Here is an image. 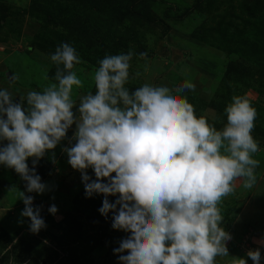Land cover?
Listing matches in <instances>:
<instances>
[{"label":"clouds","instance_id":"obj_1","mask_svg":"<svg viewBox=\"0 0 264 264\" xmlns=\"http://www.w3.org/2000/svg\"><path fill=\"white\" fill-rule=\"evenodd\" d=\"M132 58V51L106 54L94 73L95 93L79 103L74 87L83 88V82L73 69L83 61L67 42L50 56L57 66L55 82L16 101L0 89V165L24 182L20 215L29 218L32 234L47 227L42 206H34L35 197L26 193L53 190L41 182L37 165L47 150L69 139L63 151L80 172L85 198L101 195L100 215L108 220L111 213V228L128 234L113 249L118 264H216L217 257L229 256L232 239L221 226L220 205L235 192L236 180L245 189L257 182L260 161L254 155L260 146L252 135L257 109L247 95L232 96L224 109L227 123L217 130L182 95L195 91L190 80L175 93L148 83L130 91L125 85ZM47 210L58 213L54 203ZM259 243L264 246V240ZM246 255L260 264L259 249ZM233 264L247 261L234 258Z\"/></svg>","mask_w":264,"mask_h":264},{"label":"rangeland","instance_id":"obj_2","mask_svg":"<svg viewBox=\"0 0 264 264\" xmlns=\"http://www.w3.org/2000/svg\"><path fill=\"white\" fill-rule=\"evenodd\" d=\"M150 1L146 19L140 24L128 19L111 22L106 15L109 25L102 24L95 33L97 42L87 46L84 41L72 40L76 37L67 30L79 14L85 15L78 10L80 0H0V89H7L14 101L26 98L29 91H42L55 82L57 66L50 60L51 54L62 42H70L83 61L73 69L83 82V88L74 87L77 103L83 95L95 93L93 77L98 62L106 54L129 51L133 58L125 86L130 91L148 83L167 86L175 93L190 80L195 91L182 95L194 105L197 116H205L217 130L227 123L224 109L232 96L247 95L258 113L257 128L252 131L260 146L254 155L260 161L255 170L257 182L245 189L243 180L238 179L235 192L223 199L221 226L232 239L227 242L229 256L217 257L216 264H233L234 258L253 264L246 254L256 249L261 252L260 264H264V246L259 243L264 240V74L241 56L244 52L238 42L251 37L248 21L255 18L242 11V0ZM46 11L52 13V19L47 20ZM120 36L125 44L118 43ZM142 52L147 55L141 57ZM230 62H239L244 70L229 72ZM12 76L18 79L13 82ZM70 146L69 139L62 140L38 162L41 182L53 190L43 195L26 193L35 197L34 206H42L47 227L38 234L29 231V218L20 215L24 204L18 193L24 190V182L0 165V264H118L113 249L128 234L111 228V213L108 220L100 215L101 195L85 198L80 172L71 168L63 151ZM87 171L95 179L92 169ZM53 203L58 207L56 216L47 210ZM20 220L23 224H18ZM100 224L106 229L97 236Z\"/></svg>","mask_w":264,"mask_h":264},{"label":"trees","instance_id":"obj_3","mask_svg":"<svg viewBox=\"0 0 264 264\" xmlns=\"http://www.w3.org/2000/svg\"><path fill=\"white\" fill-rule=\"evenodd\" d=\"M80 1L81 7L80 9L78 8V10L85 14V18L81 17V15L79 14L76 20H74V22H71V25L69 26V28H67V30H69V32L76 37L72 40L75 39L76 41L80 42L84 41L85 43H87V46H91V44L97 42L98 37L95 36V33L101 30V26L105 25L107 27V25H109L106 22V15H108L110 18L107 20L111 22L114 20L122 22L124 19H128L135 24H140L146 19L144 16H147L146 11L149 9L151 3L150 0ZM240 6L242 8V11L247 14V16L255 18L254 20L248 21L250 23V28L247 34L251 35V37L238 40L240 49H242V52H244L241 53V56L250 59L254 63V65L257 66L256 70L259 73L264 74V0H250L249 4L247 3V0H242ZM61 10L62 9L60 8V11ZM44 15L46 16L47 20L52 19V13L50 11H46ZM120 37L121 40L118 43L125 44L123 40L124 38L122 36ZM66 38H69V36H67ZM241 70H244V66H242V68L240 69L239 62L234 64H231V62L228 63L229 72H233L235 74L237 72H241ZM55 73L56 70L54 71L53 76ZM34 87L35 84H31V88ZM255 128H257V126H255ZM105 229V224H100L96 231L97 236ZM96 244L94 245L96 246ZM29 248L30 250H36L32 249L31 247Z\"/></svg>","mask_w":264,"mask_h":264}]
</instances>
